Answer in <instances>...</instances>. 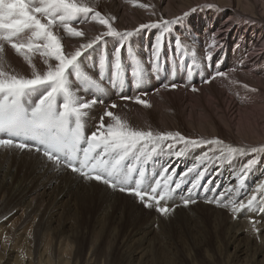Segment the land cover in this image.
Instances as JSON below:
<instances>
[{"label":"bare ground","instance_id":"bare-ground-1","mask_svg":"<svg viewBox=\"0 0 264 264\" xmlns=\"http://www.w3.org/2000/svg\"><path fill=\"white\" fill-rule=\"evenodd\" d=\"M194 1L196 0H85V2L94 6L106 18H114L112 21L113 27L121 32L132 31L138 28L140 24L156 23L162 19L172 20L183 16L186 11L193 9V7L199 8L195 12H192V14L184 17L179 25H173L170 33H164V47L159 66L150 64L148 61L151 56L152 45L163 31L162 28L144 29L130 38L131 55H129L126 49L121 52L122 64L125 69L123 82H118L115 85L106 84L102 92L91 88V94H95L101 98L104 103H97L86 110L82 121L86 126L87 133L90 134L96 130V125L99 122L100 116L104 113L106 106L115 102L118 107L110 110L126 120L131 127L140 130H152L154 132H180L190 139H219L225 145L247 149L248 154L244 156L237 155L229 161V159H216L219 153H216V155H211L210 153V158H205L200 163V170L205 171V175L199 181L200 187L195 189L191 194V198L197 203H190L193 206H190V204L184 206L183 203V200L188 198V190L191 188V181L195 176V173H193L166 201H161V206H167L170 209L167 214H161L155 210V207H145L138 198L127 192L113 189L96 180H86L79 173L73 172L70 168L64 166V164H54L42 152H37L34 148L32 150H22L15 147H0V151L5 153V156L3 154L2 156L5 158L7 156L13 157L16 164L19 161V165L26 168V170L28 169L27 173H31L29 177H26V180H20L19 187L17 190H13L11 199L15 203L18 201L24 203L25 210L23 211L28 212V215L24 218L21 216L22 218L19 219L20 225L25 226L28 223L33 228V234L30 238L29 236L27 237V233L23 235L21 233L8 232L9 236L6 233L7 238H10L11 240H9L13 241V244L10 247V242L8 248L7 243H2L1 240L0 264H85V255L87 253L90 254V260L93 261V264H98L102 257L108 258L107 249L102 248V243L107 238L108 243H110L111 238L116 236L114 233L108 232L106 236L104 233L99 236H87V233L83 229L69 228L66 230L65 227L69 223V220L59 217L60 214L55 215L58 218L49 216L34 217V215H31L30 210L36 211L39 209L38 207L44 202V198L49 190H56L58 192V189L64 197L74 191L80 192L82 189H85L91 195V201H101V206H103L101 210L104 215L109 210L117 209L118 212L126 214L130 218L139 219L149 216L158 218L160 216L169 217V214H177L188 207L208 208L215 213L214 222L216 231L224 229L228 234L232 235V239L240 240L241 236H245L255 241V246L251 243L235 245L233 247V259H231V255H228V257L226 256V262L238 264L261 263L258 259L255 261L256 256H253L251 252L255 250L252 248L264 249V196L257 193V200L253 205L243 210L234 212L232 208L241 200L246 203L247 198L253 193V190L259 184L264 183V152H251L253 147L258 149L264 148V139L253 142L233 135L230 132L231 120L228 116V110L233 108L231 106L237 107L238 111L251 110L255 109V107L264 108V54L258 58L262 61L260 68L252 71L246 70L250 66V61L257 59L256 56L248 55L247 51L254 40L247 41L246 39V42L238 45L235 43L236 41L233 44L232 38H228V41L221 38L219 48L215 52H212L208 50L211 39L208 40L207 30L211 31L214 27L222 25L219 22L222 16L225 18L226 16L235 15L237 17L249 16L256 19L254 21L259 25L260 34L264 35V16L259 15V2L262 4L264 11V0H244V6L248 9H245L246 7L243 8L244 6H239L240 3H243L241 0L208 1V5L219 7L222 13L218 12L217 17L211 11L212 13L209 12V15L212 16H208L205 19L204 0H198V4ZM127 3H130V6H127ZM140 4L147 5V7H140ZM215 6L206 7L210 9ZM147 8L151 12H147ZM125 9L129 10L130 16L136 23H130V17L124 15ZM236 25L238 24L232 25L233 28H231L232 30L235 29V32H237ZM73 26L78 27L85 35L84 37L73 38L67 36L62 28L59 29L65 52L74 51L81 43H85L101 32L106 31L103 25L90 19H86L79 24L74 23ZM174 26H176V29H174ZM130 27L132 28L130 29ZM232 30L226 32L224 36L228 37L231 33L232 37L236 36V33L232 32ZM210 36L213 37V35ZM203 37L204 40H202ZM105 39L107 40L106 45H97L95 51L89 50L91 55L85 54L86 58L83 60L85 71L93 76L97 75L95 65L100 55L106 51L109 59H112L114 47L117 46L115 39L111 37H106ZM257 39L255 40L259 41ZM177 40L181 42L179 45L175 43ZM227 45L232 48H229ZM222 47L223 49L219 52V49ZM217 51L219 52V57L216 54L214 55L215 58L217 57L216 59L212 56L209 59L207 53L210 54L211 52L213 54ZM14 56L18 57L16 60L20 67L18 73L30 75V68L22 57L17 55L15 51H5V59H14ZM221 58L222 60H220ZM226 60L228 63L233 64L232 66L234 67L232 71L228 72L229 75L227 74L228 76L226 77L217 76L210 83H204V80L209 79L217 71L227 73L231 69L229 65L228 68H222ZM40 61V63H36L37 68L43 69L42 60ZM136 61H139L143 67L139 86H137L136 78L131 75L136 67ZM240 64L243 68H241L242 66L240 67ZM240 68L243 71H240ZM171 83L177 84L178 87L175 89L163 87L164 84ZM244 85H247V88ZM192 87H196L198 90L193 92L191 90ZM137 95L148 101L150 107L136 104L133 100L121 99L122 96L135 98ZM161 108L165 109L160 110ZM198 114L206 121L203 120L205 123L202 121L205 124V126L203 123L201 124L204 126H202L203 130H197ZM109 121L110 118L105 117V122ZM180 147L182 145H177V149H174L172 152L166 149L164 151H157L149 157L152 159V163L145 187L153 184L154 180L159 177V173L163 167L168 164H171L175 169L176 176L173 177L175 181L187 168L196 164L197 159L202 157L205 151H208L207 148L198 147L186 151L183 156L176 157L174 153ZM253 157L258 160V163L248 170L244 186L242 188H235L236 177L240 174L242 165ZM9 159L11 160L12 158ZM127 161L135 162L136 160L130 156ZM13 168L15 167L13 166ZM12 170L15 171V169ZM2 173L5 175L4 168ZM38 173H41V175L39 176ZM35 176H39L40 178L47 177V180L44 179L45 182L41 185L34 186L33 181L36 178ZM6 178L8 179V177ZM130 184L134 186V183ZM2 185L0 183V190L4 187ZM229 187L234 189L233 192L221 197L219 194L225 192ZM4 200L6 201V199ZM217 200L221 201V203L217 204L215 202ZM208 201L213 202L209 203ZM230 201L234 203H230ZM2 207L5 208V205ZM6 216L7 213L5 212L1 214L0 221ZM121 218H124V216ZM55 224H62L65 227H53ZM1 230L0 227V238L2 237ZM6 230L10 231V229H5L4 231ZM45 240H50L49 242L51 243L46 244ZM63 242H69L75 247V252L71 256V262L69 260L66 262L64 257L57 256V246ZM204 242L206 243L205 239ZM228 242L230 244L233 243L232 240ZM143 244H147L145 239H143ZM44 246L45 248H43ZM193 249V255H191L190 250H184L183 252L184 257L188 261H191L192 264H202L205 261L213 260L215 259V255L218 254V247L217 253L213 255L206 252L203 245L200 246L195 243ZM197 253L202 254L201 257ZM138 254L139 257L136 264H174L172 259L163 263L155 260V255L153 256L149 248L142 249ZM28 255L29 258L31 257V260L28 259L26 261ZM262 257L264 258V250Z\"/></svg>","mask_w":264,"mask_h":264},{"label":"snow or ice","instance_id":"snow-or-ice-1","mask_svg":"<svg viewBox=\"0 0 264 264\" xmlns=\"http://www.w3.org/2000/svg\"><path fill=\"white\" fill-rule=\"evenodd\" d=\"M139 6L147 7L144 4ZM188 15L186 12L172 20L162 19L156 23L140 24L132 31L121 32L113 27L114 18H106L85 0H0V147L22 150L34 148L37 152L42 151L54 164H64L86 180H96L113 189L127 192L138 198L145 207H155L161 214L170 211L167 206H161V201H166L195 173L188 198L183 200L184 206L195 203L191 194L200 187L199 181L205 175V171L200 170L201 161L210 158V153H219L216 159L230 161L237 155L248 154L247 149L225 145L219 139H190L180 132H154L131 127L126 120L110 110L118 107L115 102L106 106L96 130L89 135L83 134L82 124L86 110L97 103H104L101 98L91 94V88L102 92L106 84L123 82L125 69L121 52L126 49L131 55L130 38L144 29L162 28L163 31L152 45L148 61L159 66L164 33H170L172 26L179 25ZM86 19L103 25L106 31L81 43L74 51L65 52L58 30L62 28L69 37H84L85 33L73 24L82 23ZM106 37L115 39L117 46L114 47L112 59H109L106 51L100 55L95 65L97 75L93 76L85 71L83 60L86 58L85 54L91 55L89 50L95 51L97 45H106ZM175 43L179 45L181 42L177 40ZM6 46H10L23 58L30 68V75L10 70L5 59ZM34 54L41 58L43 69L37 68ZM142 74L143 67L136 61L131 75L136 78L137 86ZM226 75L225 72L217 71L203 82L210 83L217 76ZM163 87L175 89L178 85L171 83L164 84ZM244 87L247 88V85ZM191 90L195 92L198 89L192 87ZM121 99L133 100L136 104L150 107L148 101L140 95L135 98L122 96ZM105 117L110 118V121L106 123ZM81 141L86 142V147L82 149ZM177 145L182 147L175 151L176 157L198 147L207 148L208 151L175 181V169L168 164L163 167L154 183L145 187L143 167L125 164L130 156L138 164H142L153 153L165 149L172 152L177 149ZM81 151L82 156L79 155ZM251 152H264V148L253 147ZM257 163L258 160L253 157L242 165L240 174L236 177L235 188L244 186L248 170ZM136 171L140 179H136L133 186L130 181ZM233 190L229 187L219 195L223 197ZM257 193L264 196V183L253 190L246 203L241 200L232 210L235 212L252 206L257 200ZM215 202L221 203L219 200Z\"/></svg>","mask_w":264,"mask_h":264},{"label":"rangeland","instance_id":"rangeland-1","mask_svg":"<svg viewBox=\"0 0 264 264\" xmlns=\"http://www.w3.org/2000/svg\"><path fill=\"white\" fill-rule=\"evenodd\" d=\"M199 1L196 0L194 2L198 4ZM208 1L211 2L212 0H204L205 2L204 8L206 11L204 19L207 18L208 16L211 17L212 15L209 14L212 12L218 17V12L220 14L222 13L220 8L215 5H208L207 3ZM255 1H259V0H255ZM241 2L243 3L242 4L240 3L239 6H244L245 5L244 0L243 1L241 0ZM259 5H260L259 15L264 16V11L262 9L263 6L260 2ZM127 6H130V3H127ZM206 6H215V7L210 8L211 9L210 10ZM245 7L246 6H244L243 8ZM133 8L135 7L133 6ZM198 8L199 7L195 9L197 10ZM147 9H148L147 12H151L149 8ZM245 9L248 8L246 7ZM191 10L186 12L192 14L193 11ZM124 15L130 17L131 19L130 23H134V22L136 23V21L132 19V17L130 16L129 10L125 9ZM254 20L256 19H253L249 16L237 17V15H235V16H226V18L222 16V19L219 21L222 23V25H218L214 27L213 29H211V31L207 30L208 31L207 36H209L208 40L211 39V44L208 46L209 49L208 47L207 49L209 51L215 52L219 48L220 45L219 41L221 38L222 40L226 39L227 41L228 38H232L233 44L236 43L238 45L243 44L242 42H246V39L247 41L252 39L254 41H252L253 43H251L249 46L250 50L248 49L247 51H248V55L256 56L257 59L250 61L251 62L249 63L250 66L248 65L249 67L246 70L252 71L254 69L260 68L262 65V61L259 60L258 58H260L262 54H264V38H263L264 35L260 34L259 25ZM234 24H238L236 25L237 32H235V29L233 30L231 29L233 28L232 25ZM85 25H83V27H85ZM131 28L132 27H130V29ZM174 29H176V26H174ZM231 30L232 32L236 33V36L232 37L233 36L232 33L229 34L230 36L228 37L224 36L226 32H229ZM210 35H213V37H211ZM255 39L259 41H256ZM202 40H204V37ZM223 47L219 49V52L220 50L223 49ZM228 47L232 48L230 46ZM5 51L12 52L14 50L11 49L10 46H6ZM219 52L217 51L216 53L213 54L210 52V56L215 58L214 55L218 54L219 57ZM207 55H209V53H207ZM33 58L35 60V63L38 64L41 62L40 61L41 58L39 57V55L34 54ZM17 59L18 57H15L14 59L12 58L6 59L10 70H14L15 72H19L20 70L19 64L16 62ZM220 60H222V58ZM230 64L231 63L230 62L228 63L226 60L225 65L222 67V68H228L230 66L231 69H229L226 74H228V72L232 71L234 68L232 66L233 64L231 65ZM241 66L242 65L240 64V67ZM241 68H243V66ZM241 68L239 70L243 71ZM227 103L229 104V102ZM231 107L233 108H230L228 110V116L230 117L231 120L230 132H232L233 135L248 141L257 142L263 140L264 139V108L255 107V109H251V110L238 111L237 107L235 106H231ZM162 109L165 108H161L160 110ZM197 116H198L197 130H203L204 129L203 127L205 126L204 123L206 121L199 114ZM202 123L204 126L201 125ZM0 154L2 156V154L4 155L5 153L0 151ZM4 156L0 158L2 160L0 166H2L3 164V166L0 167V183L3 184L5 187V188L3 187L0 190V202H2L0 203V216L4 212L7 213V216L4 217L2 221H0V227L3 231L5 229H10V231L6 230L3 232L1 230L2 237L0 238V242L2 240V243L3 242L7 243V247L9 248V243L11 242L10 241L11 239L7 238V235L9 236L8 232L11 233L16 232V233H21L23 235H26L27 233V237L29 236V238L33 234V228L31 227V225L29 226V224L27 223L25 226H21L19 222V219H21L22 217L24 218L26 215H28V212L23 211L25 210L24 207L25 204L22 203L21 201L15 203V201L11 199L13 196L12 194L13 190H17L19 187L20 180L21 181L26 180V177H29L31 173H27V171L29 170L28 169L26 170V168L21 167V165H19V161L16 164L13 157L7 156L8 158L7 157L5 158ZM9 158L12 159L10 160ZM10 161L14 164H12ZM13 166L15 168H13ZM3 168L5 175L2 173ZM12 169H15V171ZM38 174L39 176L41 175V173ZM39 176L38 177L35 176L36 178L33 181L34 186H37L39 184L41 185L43 182H45V180H47V177L40 178ZM6 177H8V179ZM61 195L62 194L59 189L58 192L56 190H51V191L49 190L44 198V202H42L38 207L39 209H37L36 211L30 210L31 215H34V217L49 216V217L58 218V216L55 215L60 214L59 217L63 219H68L69 223L66 225V227L65 225L62 224L60 225L55 224L53 225V227L55 226H58L59 228L65 227L66 230L69 228L83 229L87 233V236L88 235L99 236L102 233H104V235L106 236L108 232L114 233L116 236L114 238H111L110 243H108V238L106 239V241L104 240V243H102V248L107 249L108 258L102 257V259L98 264H136L137 259L139 257L138 253L142 249H146V248H149L153 256L155 255V260H158L162 263L172 259L174 264H192L191 261H188L187 258L184 257L183 252L184 250H190L191 255H193L194 254L193 248L195 243L199 244L200 246L203 245V248L206 250V252H208L211 255L217 253L216 251L218 247V254L215 255V259L210 261H205L202 264H238V263L226 262V256L228 257V255H231V259H233V255H234L233 247L237 244H245V243H251L252 245L255 246V241L249 239L248 237L241 236L240 240L232 239V235L228 234L227 231H225L224 229L223 230L219 229L218 231H216L215 222H214L215 213L208 208L188 207L187 209L177 214L174 215H172L173 213L169 214L170 215L169 217L160 216L158 218H153L149 216V217H141L137 219V218H130L126 214L125 215L121 214L120 212L117 211V209H112V211L109 210L107 214L104 215V213L101 210V207H103L101 206L102 204L101 201L100 200L91 201L90 198L91 195H89V193L86 192L85 189H82L80 192L74 191L70 193V195H67L65 197ZM4 199H6V201ZM3 205H5V208L2 207ZM190 206L193 205L190 204ZM121 215L124 216V218H121L122 217ZM143 239L147 241L146 245L143 244ZM204 239L206 243L204 242ZM231 240L233 241L232 244L228 242ZM49 241L50 240H45V243L46 244L51 243ZM10 244L11 247L13 241ZM43 248H45V246ZM252 249H255L253 252H251L253 256H256L255 261H257L258 259V261L261 262L259 264H264V258L262 257L264 249L263 248L262 249L252 248ZM74 252H75V247L72 246L69 242L59 243L57 246V256L64 257L66 259V262L68 260L71 262V256L73 255ZM258 252L259 254L260 253L262 254L259 255ZM197 255L201 257L202 254L197 253ZM28 259L31 260V257L29 258V255L26 257V261H28ZM249 259L251 260V258ZM85 264H93V261L90 260L89 253L85 255Z\"/></svg>","mask_w":264,"mask_h":264}]
</instances>
